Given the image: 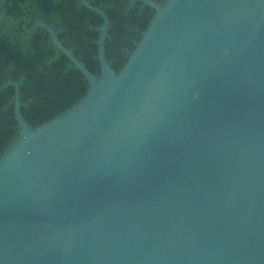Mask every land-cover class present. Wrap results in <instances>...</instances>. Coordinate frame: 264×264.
I'll list each match as a JSON object with an SVG mask.
<instances>
[{"label": "water", "instance_id": "1", "mask_svg": "<svg viewBox=\"0 0 264 264\" xmlns=\"http://www.w3.org/2000/svg\"><path fill=\"white\" fill-rule=\"evenodd\" d=\"M0 158V264H264V0H140L154 15L116 73Z\"/></svg>", "mask_w": 264, "mask_h": 264}, {"label": "trees", "instance_id": "2", "mask_svg": "<svg viewBox=\"0 0 264 264\" xmlns=\"http://www.w3.org/2000/svg\"><path fill=\"white\" fill-rule=\"evenodd\" d=\"M108 17L105 57L118 73L149 25L154 10L140 0H87ZM163 4L165 0H152ZM99 76L97 40L102 18L80 0H0V158L15 142V84L20 112L30 128L60 116L80 102L89 84L58 51L48 32Z\"/></svg>", "mask_w": 264, "mask_h": 264}]
</instances>
